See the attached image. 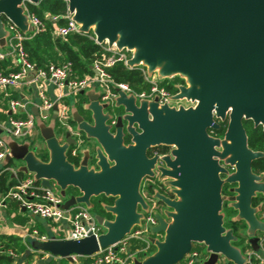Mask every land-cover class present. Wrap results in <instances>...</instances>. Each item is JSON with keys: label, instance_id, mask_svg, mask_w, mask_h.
I'll list each match as a JSON object with an SVG mask.
<instances>
[{"label": "water", "instance_id": "water-1", "mask_svg": "<svg viewBox=\"0 0 264 264\" xmlns=\"http://www.w3.org/2000/svg\"><path fill=\"white\" fill-rule=\"evenodd\" d=\"M39 1L0 0V51L9 47L11 32L6 21L25 36L34 31L23 4ZM64 1L78 33H92L98 44L105 42L108 47L128 51L129 68L142 66L148 77L156 72L158 82L173 77L183 81L195 68L192 78L200 88L177 86L175 96L195 100L196 105L176 109L158 104L156 98L140 99L133 92L116 88L109 101L100 102V92L93 86L78 94L83 97L81 113L76 98L69 97L73 98L68 106L69 128L64 127L61 137L55 127L57 105L53 106L48 124L41 121L37 107L31 106L28 111L44 141L46 160L37 153L32 139L15 142L0 131V140L8 147L0 169L11 160L24 162L15 172L30 175L47 189L57 188L62 209L83 205L89 211L92 198H114L112 205H102L110 218L92 214L101 228L97 236L91 234L78 241L28 239L30 247L69 260L70 255L91 256L118 243L135 226H141L143 212L149 208L140 192L143 179L152 178L154 161L167 158L175 147V158L169 166L179 178L181 201L157 200L174 209L175 214L171 221L154 214L157 225L150 227V234L142 235L153 246L158 244L153 235H165L159 252L147 264H177L193 243L203 244L208 253L200 264H216L219 254L233 264H247L244 254L233 245L237 240L235 227L225 226V211L237 212L228 221L244 222L248 242L257 250L255 234L264 232V221L257 215L264 207V199L256 206L252 199L264 198V178L251 169L252 161L261 154L248 148L242 121L250 119L264 125V0ZM135 99L146 105L148 112L133 108ZM112 102L115 103L111 105ZM110 107L131 109L130 122L136 123L141 133L133 138L130 132L124 133L120 114L112 116ZM226 114L229 119L223 137L229 142L226 151L231 157L218 160L217 137L209 129L215 130V120H225L220 116ZM113 131L116 135L111 134ZM126 136L130 138L128 144L124 143ZM82 138L99 144V170L86 169L88 154L81 149L77 166L68 160L70 146H76ZM159 145L170 146V152L149 158L147 151ZM255 224L257 231H249ZM131 261L146 264L135 255Z\"/></svg>", "mask_w": 264, "mask_h": 264}, {"label": "built area", "instance_id": "built-area-1", "mask_svg": "<svg viewBox=\"0 0 264 264\" xmlns=\"http://www.w3.org/2000/svg\"><path fill=\"white\" fill-rule=\"evenodd\" d=\"M23 7L28 14L29 22L34 27V31L24 35L11 22L6 21V28L11 32L8 38V48L0 51V91L5 92L7 89L20 87L28 83V77L31 81L46 80L51 82L58 92V96L51 100L43 90L38 91L37 103L28 105L15 99H9L8 105L10 111L17 115L19 111L24 112V117H9L4 122H0V131L7 133L12 139L26 140L34 138L38 135V128L35 124L32 114L28 111L31 106H36L41 121L49 122L53 106L57 105L58 124L63 127H68V104L66 98L77 97L79 92L85 91L93 86L100 88L101 93L99 100L102 102L109 101L114 95V89L124 92H132L131 89L122 83H115L108 69L117 63L124 65L127 69H131L127 65V61L131 55L126 50H117L115 47H108L104 42L98 44L92 33L86 34L91 41L101 47V56L92 63L93 75H85L84 77H75L72 71V65L69 62H64L60 65H48L45 69H38L29 59L27 52L23 48V41L44 31L45 24L34 14H30L25 4ZM59 16L47 15V21L52 25V37L65 38L70 34L78 33L76 23L71 19V15L66 9V13L62 16L65 19L63 25L58 24ZM6 63L13 64L16 67L15 71L5 72L4 65ZM140 70L148 87L145 91L135 94L140 99L153 100L157 99L160 105L171 106L172 94L159 85L156 78L148 77L144 67H134ZM7 96V93H4ZM212 133V129H209ZM77 136V135H76ZM81 145L78 141L77 145L70 151L72 157L77 156V148ZM38 146V145H37ZM8 152L7 145L0 140V164ZM14 173L13 168H8ZM232 170V169H231ZM2 169H0V173ZM264 178V172L259 173ZM146 201L147 193L141 194ZM152 202V201H151ZM15 204L19 209H24L31 216L41 219L47 223L48 232L40 233L39 230L32 228L28 234V239H33L39 242H45L50 239H71L81 240L89 235L97 236L101 232L100 226L96 223L93 215L83 205H77L64 210L61 208L63 200L59 195L57 188L47 189L35 182L30 175H25L18 179L16 183L8 188L0 196V209L6 210L9 204ZM157 203V202H156ZM155 202L149 205L147 215L141 222V226H136L132 231L125 235L118 243L100 249L97 253L80 257L78 255H70V259H62L57 256H51L48 253L33 250L28 243L24 242L25 253L34 257V260L39 264H131V257L135 255L131 250V243L134 240H141L145 243L148 241L142 239V235L150 234V227L157 225V219L153 214ZM258 219L264 221V207L258 214ZM52 224L57 226H52ZM63 233V235H60ZM257 250H254L248 239L246 240V257L247 264H264V232H256ZM198 247L205 246L203 244L193 243L190 251L177 264H200L202 260L208 258V253L204 256L198 250ZM20 254L11 246H6L0 243V258H10L13 260L19 259ZM21 258V257H20ZM21 264H28L23 261ZM35 264V263H32ZM37 264V263H36ZM216 264H233L228 262L224 256L219 254Z\"/></svg>", "mask_w": 264, "mask_h": 264}, {"label": "trees", "instance_id": "trees-1", "mask_svg": "<svg viewBox=\"0 0 264 264\" xmlns=\"http://www.w3.org/2000/svg\"><path fill=\"white\" fill-rule=\"evenodd\" d=\"M25 7L30 14H34L45 24V29L43 32L32 37H28L23 41L24 50L27 52L30 61L38 69H45L51 64L60 65L64 62H69L72 65V76L81 78L85 75L94 74L91 66L92 63L101 56L102 51L99 45L91 41L85 34L73 33L65 38L52 37L53 27L47 21V15L59 16L60 18L58 20V24L63 25L65 23V19H63L62 16L65 15L67 9V4L64 0H40L36 4L26 2ZM108 74L115 83L126 84L134 94H139L140 92L145 91L148 87V83L145 81L140 70L134 68L127 69L120 63H117L109 68ZM177 83L182 84L183 81L176 77L174 79L159 82V85L174 95L178 92ZM219 123L220 128L218 130H213L211 133L217 138L224 136L228 120H219ZM55 127L56 130H59L60 128L57 121H55ZM243 128L246 133L248 148L253 152L261 154L259 158L252 161L251 169L254 173L264 172V129L261 125H255L249 119L243 121ZM129 142L130 138L126 136L124 143L128 144ZM73 148L74 146H70L67 152V157L71 163L77 166L79 155L77 153L76 157L71 156L70 151ZM170 150V146L159 145L150 148L147 151V156L151 158L156 154L164 155L169 153ZM37 153L43 160L47 159L45 151H41L39 149L37 150ZM8 168H13V160L4 166L2 168V172L0 173V196L5 191H7L8 188L13 186L18 179H21L25 176L23 172L16 173L15 168H13L14 173L10 172L9 170H5ZM145 190L148 195L154 193V188L151 184H147ZM69 193L74 194V190L69 189ZM262 199L264 198L258 197L252 199L253 206H256L257 203ZM91 202L93 204V207L89 210L91 214H98L104 218H110V215L103 210L102 205H112L114 198L99 195L92 198ZM157 203L161 204V201H157ZM230 211L231 209L226 210V214L229 216L231 214L234 215V213ZM236 224L242 229L244 228V224L242 222H237ZM225 226L235 227V224L226 220ZM0 243L13 247L19 254L22 253L26 248L24 243H22L18 238L10 236L0 237ZM130 246L131 250L135 252L134 254L137 257H142L144 254H146L145 252H152L154 250V246L150 242L145 243L141 240L132 241ZM0 260L11 261L10 258H0Z\"/></svg>", "mask_w": 264, "mask_h": 264}, {"label": "rangeland", "instance_id": "rangeland-1", "mask_svg": "<svg viewBox=\"0 0 264 264\" xmlns=\"http://www.w3.org/2000/svg\"><path fill=\"white\" fill-rule=\"evenodd\" d=\"M195 72H196L195 68H193V70L188 71V75L186 76V79H183L184 82L182 84L177 83V85L182 87V89H199L200 84L197 82H194L193 78H192L193 75L195 74ZM157 75L158 74L156 72H152L150 77L157 79ZM174 78L175 77H173L172 79H174ZM96 87L97 86H94L95 91L101 92V90H97ZM71 99H73V98H66L65 99V102L68 104V106L70 105ZM77 99L81 101L83 99V97L77 96ZM100 102H102V101H100ZM114 103L115 102H112L111 105H113ZM133 103H134L133 108L138 109V110H143V111L146 109V112H148L146 105H143L141 101H138L135 99ZM79 104L80 103L78 102L76 107L79 110V112L81 113V111L79 109ZM171 104H172L171 106L173 108H176V109H178V108L188 109V108H193L196 105V101L191 100L190 98H186L185 96H175V94H174ZM143 107H145V108H143ZM110 111H111L112 116H116L117 114H120V116L122 118V124H123L122 130L124 133H126V131L130 132L132 135L131 138H133L134 136L139 135L141 133L139 126L136 123L130 122V118L133 116V111H131V109H128L127 111H125L123 108L117 110V109H114L113 107H110ZM220 117L229 119V114H226V115L220 116ZM58 126L60 128H59V130H57V133H58V136L61 137V135H62L61 132L64 130V127H62V125H60V124H58ZM111 134L116 135V132L113 131V132H111ZM12 140H14L15 142L19 141V140H15V139H12ZM216 140H217V145L215 146V152H216V155L218 156V160H220V159L224 160V159L230 158L231 157L230 153L226 151V147L229 144L228 140L225 139V137H219V138H216ZM35 142L36 141H34V143ZM33 146H37V145L34 144ZM40 149H41V151L42 150L44 151L43 146ZM80 149L84 150L88 154V157H89L88 158L86 156V158H85L86 159L85 160L86 161V169L88 171L99 170V167H98L97 161H96V155H97L98 151H100L99 144L94 139L93 140L92 139L83 140V138H82L81 145L77 148V153ZM175 150H176V148L173 147L171 154H169L167 156V158H165V159H158L157 158L154 161V164L150 169L153 177L152 178L145 177L142 181V183H144L145 185L151 184L154 188V193H152L150 195L147 194L148 199H146V203L148 205H150L154 202L156 203L158 199H163V198L169 199L172 201H176V202L181 201V197L178 196L179 195L178 191H180V189H181V188H178L179 178L176 177V175H175L176 170L173 167L169 166V162L173 161L175 158V154H174ZM80 156H82V155H80ZM23 164H24V162H22V161L13 160V168H17L19 165L21 166ZM170 182H172V184ZM161 189H162V191H169L171 193V196L167 197L164 193H162L160 191ZM75 194L78 195L79 193L75 192ZM147 212H148V210L146 212H143L144 218L147 215ZM233 213H234V215L231 214L229 216L228 214H226V211H225V219L229 220L232 216L235 218L237 215V212H233ZM153 214H158L159 216H162L166 221H171V216L175 214V211H174V209L169 208L167 205H165L164 203L161 202V204H159V203L155 204V209L153 210ZM253 214H255L254 211H253ZM242 223H244V222H242ZM52 226H57V225L52 224ZM256 228H257V226L255 224V225L250 226L248 228V230L249 231L250 230L255 231ZM246 229H247L246 226L242 229L241 227H239V225L235 224L234 235L237 238V240L233 243V245L236 248L240 249L242 254H245L246 249H247V246H246L247 236L244 233ZM40 230L44 231L45 228L44 229L40 228ZM41 231H40V233H43ZM44 232L47 233L48 230H45ZM60 235H63V233H60ZM164 236L165 235H163V234L158 235V236L153 235L152 237L156 238L157 242H158V244L156 246H154V250L152 252H145L144 251L147 254V257H143V256L137 257L135 255L136 259L142 263L147 264L148 261L150 259H152L154 254L159 252L160 248L163 245L162 243L165 242ZM198 250L201 253V255H203V256L205 255L204 254V253H206L205 248L198 247ZM2 261H4V260H2ZM0 264H6V263L1 262Z\"/></svg>", "mask_w": 264, "mask_h": 264}, {"label": "crops", "instance_id": "crops-1", "mask_svg": "<svg viewBox=\"0 0 264 264\" xmlns=\"http://www.w3.org/2000/svg\"><path fill=\"white\" fill-rule=\"evenodd\" d=\"M15 70L16 67H14L13 64L11 63H6L4 65L5 72H11ZM29 78L30 77L27 78L28 79L27 84H24L20 87L13 89H7V91H5L7 93V96L4 95L5 92L0 91V122H4L9 117H24L26 115L22 111H19L17 115H14L9 109V105H8L9 99H15L20 102L26 103L28 105H32L34 103H37V95L39 90H43L46 96L51 100H54L58 96V92L51 82L46 80L31 81V79ZM96 89L100 90V88L98 87H96ZM75 101L77 103L78 102L80 103V100H78L77 97ZM48 123L49 122L45 124ZM30 139L33 140V143L34 141H36L34 144L38 145V149L42 148V146L44 148V144H43L44 141L39 137V133L38 135H35L34 138H30ZM23 141L24 140H20L18 142H23ZM45 223H46L45 221L33 217L24 210L19 209L18 207H16L15 204L10 203L6 210L0 209V237H9V236L15 237L18 238L22 243L24 242L28 243L27 240L30 230L32 228L39 230V232L41 231L40 228L42 229L45 228V230H47L48 229L47 223L46 224ZM44 231L41 232L45 233ZM19 256L21 258L19 257V259L17 260H13V259H11V261L0 260V263L2 262L6 264H21L23 261H26L28 264H32V263L39 264L37 261L34 260L33 256H30L28 254L26 255L25 251L20 253ZM43 264L46 263L44 262Z\"/></svg>", "mask_w": 264, "mask_h": 264}, {"label": "flooded vegetation", "instance_id": "flooded-vegetation-1", "mask_svg": "<svg viewBox=\"0 0 264 264\" xmlns=\"http://www.w3.org/2000/svg\"><path fill=\"white\" fill-rule=\"evenodd\" d=\"M219 120H220V119L215 120V123H216V126H217V128H216L215 130H218V129L220 128ZM225 120H228V119H225ZM249 120H250V119H249ZM243 121H244V120H243ZM243 121H242V126H243ZM251 121L254 123L253 120H251ZM254 124H255V123H254ZM255 125H261L262 128L264 129V125H263V124H255ZM243 129H244V128H243ZM209 131H210V130H209ZM245 134H246V133H245ZM167 154H168V153H167ZM167 154H164V155H167ZM156 155H157V154H156ZM258 173H260V172H258ZM145 187H146V185L143 183V184H142V190H140L141 194L146 193ZM225 188H227V185L223 187V192H224V193H225ZM160 191H161L162 193H164L167 197L171 196V193H170L169 191H162V189H161Z\"/></svg>", "mask_w": 264, "mask_h": 264}]
</instances>
